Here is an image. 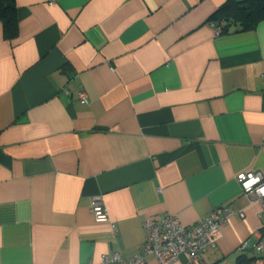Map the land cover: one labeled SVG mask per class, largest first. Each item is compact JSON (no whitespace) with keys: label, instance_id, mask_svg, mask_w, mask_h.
Instances as JSON below:
<instances>
[{"label":"crops","instance_id":"obj_1","mask_svg":"<svg viewBox=\"0 0 264 264\" xmlns=\"http://www.w3.org/2000/svg\"><path fill=\"white\" fill-rule=\"evenodd\" d=\"M14 1L13 37L0 22V264L132 256L145 218L190 225L226 204L244 216L203 264H250L239 246L264 245V221L236 175H264V19L217 34L226 0Z\"/></svg>","mask_w":264,"mask_h":264},{"label":"built area","instance_id":"obj_2","mask_svg":"<svg viewBox=\"0 0 264 264\" xmlns=\"http://www.w3.org/2000/svg\"><path fill=\"white\" fill-rule=\"evenodd\" d=\"M224 23L222 21L216 26L217 34L221 32ZM78 97L82 102L87 101V93L84 89H79ZM236 179L250 203L260 202L259 215L264 221V175L261 172L242 171L236 175ZM92 212L96 220L108 219L107 210L100 196L93 197ZM233 214L244 216L243 210H236L230 204H226L212 208L207 215L190 225L182 223L171 213L145 218L144 240L140 252L127 257L122 256L117 250L103 253L100 264H143L149 255H153L159 264H170L177 260L181 253L188 255L187 264H203L205 250L209 246L216 245L221 226ZM239 248L252 250L250 264L264 263L262 242L257 240L251 242L250 239H246Z\"/></svg>","mask_w":264,"mask_h":264},{"label":"trees","instance_id":"obj_3","mask_svg":"<svg viewBox=\"0 0 264 264\" xmlns=\"http://www.w3.org/2000/svg\"><path fill=\"white\" fill-rule=\"evenodd\" d=\"M208 19L215 25L225 22L220 33L252 29L264 19V0H226ZM16 21L15 1L0 0V22L4 37L14 36Z\"/></svg>","mask_w":264,"mask_h":264}]
</instances>
